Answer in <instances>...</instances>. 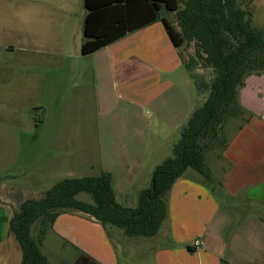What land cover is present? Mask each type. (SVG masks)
Masks as SVG:
<instances>
[{
	"label": "rangeland",
	"instance_id": "1",
	"mask_svg": "<svg viewBox=\"0 0 264 264\" xmlns=\"http://www.w3.org/2000/svg\"><path fill=\"white\" fill-rule=\"evenodd\" d=\"M237 1L252 12L255 26L264 25V0ZM85 10L84 0H0V207L1 202L16 206L15 201L38 198L62 178L96 176L107 168L112 173L115 200L133 207L139 191L149 186L153 168L170 155L178 139L179 128L169 136L161 129L156 107L126 103L122 89L114 86L106 70L101 80L93 74L96 55L81 53L79 46ZM162 15L170 18V13ZM142 38L137 33L128 42L134 46L145 40ZM161 45L149 52L156 58L155 64L169 54ZM128 46L122 45L117 55ZM145 60L153 61L151 57ZM101 64L106 66L105 61ZM127 70L130 74L126 80L117 75L115 83L121 87L132 83L138 86L145 69ZM169 72L165 76L177 82L191 97L193 107H198L202 98L183 66L179 64ZM257 119L253 114L244 123L240 117L229 118L224 126L226 141L233 137L237 126L258 125ZM133 127L142 128L147 141L142 157L132 160L138 171L132 176V170L127 171L123 162L139 154L128 153L122 146L129 144L126 134ZM221 154L218 148L205 154L209 184L221 174L225 164ZM181 177L206 183L191 168ZM77 197L90 200L86 193ZM161 226L162 223L158 231ZM35 232L36 226L31 235L35 236ZM81 238L50 227L40 250L51 264H71L80 252L78 244L71 240ZM7 240L0 241V264H19L20 248L11 236ZM245 253L247 264H253L254 252Z\"/></svg>",
	"mask_w": 264,
	"mask_h": 264
},
{
	"label": "trees",
	"instance_id": "2",
	"mask_svg": "<svg viewBox=\"0 0 264 264\" xmlns=\"http://www.w3.org/2000/svg\"><path fill=\"white\" fill-rule=\"evenodd\" d=\"M84 6L81 53L160 20L202 103L180 125L170 155L155 165L149 186L139 191L133 207L115 200L109 172L62 178L40 197L15 201L16 206L1 202L9 210L7 235L20 248V264H51L40 244L66 212L86 214L105 229L121 230L124 237L155 235L167 215V193L187 168L210 181L205 154L226 147L229 118L247 121L250 113L240 104L239 90L249 75L264 74V25L255 26L252 12L237 0H84ZM79 193L90 200L79 199ZM71 264L100 263L78 252Z\"/></svg>",
	"mask_w": 264,
	"mask_h": 264
},
{
	"label": "crops",
	"instance_id": "3",
	"mask_svg": "<svg viewBox=\"0 0 264 264\" xmlns=\"http://www.w3.org/2000/svg\"><path fill=\"white\" fill-rule=\"evenodd\" d=\"M137 33L145 40L130 45L128 40ZM83 40L82 27L79 46ZM169 42L158 20L90 53L96 55L93 74L97 79L101 80L103 70H106L114 86L122 89L126 103L156 107V118L168 136L180 127L193 108L191 97L177 82L165 76L181 64ZM157 44H162L169 54L155 64L156 58L149 56V52ZM122 45L129 46L123 54L117 55ZM150 57L152 63L145 60ZM102 61L106 62L105 67ZM128 68L145 69L138 86L132 83L121 87L115 83L118 76L126 80L130 74ZM239 101L251 115L259 117L260 124L237 126L220 155L225 164L217 180L212 179L209 184L180 177L173 183L167 193V215L161 230L153 235L158 237L157 240L124 237L118 229H105L94 218L80 212L60 214L52 227L60 228L66 234L70 232L73 237L82 236L83 240L71 241L78 244L80 252L100 264H247L246 251L254 252L253 264L264 261V74L249 75L245 79L239 90ZM155 103L158 105H153ZM126 136L129 144L123 145L122 150L139 154L123 162L127 171L132 170L133 176L138 171L132 160L142 157L147 139L139 127H133ZM140 164L142 160L138 166ZM104 172H109L112 179L108 168ZM6 208L5 205L0 207L1 242L10 237L5 225L8 220Z\"/></svg>",
	"mask_w": 264,
	"mask_h": 264
},
{
	"label": "built area",
	"instance_id": "4",
	"mask_svg": "<svg viewBox=\"0 0 264 264\" xmlns=\"http://www.w3.org/2000/svg\"><path fill=\"white\" fill-rule=\"evenodd\" d=\"M195 245H197V242H195Z\"/></svg>",
	"mask_w": 264,
	"mask_h": 264
}]
</instances>
